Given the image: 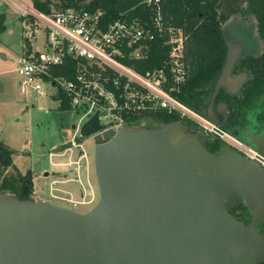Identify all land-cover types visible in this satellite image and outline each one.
<instances>
[{
  "label": "water",
  "instance_id": "1",
  "mask_svg": "<svg viewBox=\"0 0 264 264\" xmlns=\"http://www.w3.org/2000/svg\"><path fill=\"white\" fill-rule=\"evenodd\" d=\"M145 0H117L125 13ZM205 116L211 115L221 80ZM209 111H211L209 113ZM213 114V113H212ZM73 127H75L73 125ZM101 128L97 113L81 137ZM264 156V138L246 134ZM97 202L80 212L0 193V264H259L264 260V169L183 121L107 129L92 136ZM48 175V172H45ZM243 205L251 221L229 211Z\"/></svg>",
  "mask_w": 264,
  "mask_h": 264
},
{
  "label": "built area",
  "instance_id": "2",
  "mask_svg": "<svg viewBox=\"0 0 264 264\" xmlns=\"http://www.w3.org/2000/svg\"><path fill=\"white\" fill-rule=\"evenodd\" d=\"M3 1L14 8L22 28L17 69L20 92L31 90L41 97L50 86L62 94L79 115L74 133L80 135L81 125L96 113L101 128L91 138L110 128L137 125L135 120L142 121L152 113H176L195 123L199 132L258 161L264 169V156L256 148L179 99L189 72L187 36L165 20L159 0H145L151 6L148 20L117 18L110 22H105L101 10L68 8L45 13L31 0ZM152 42L158 47L168 45V52L159 65L139 69L150 56ZM57 93L51 98L56 99ZM76 134L59 154L69 151L66 164L89 170L87 154ZM73 148L75 159L71 158ZM75 179L80 181L78 176ZM55 182L49 184V193L63 198L52 193ZM86 199L70 197L71 208L91 203L93 195Z\"/></svg>",
  "mask_w": 264,
  "mask_h": 264
},
{
  "label": "rangeland",
  "instance_id": "3",
  "mask_svg": "<svg viewBox=\"0 0 264 264\" xmlns=\"http://www.w3.org/2000/svg\"><path fill=\"white\" fill-rule=\"evenodd\" d=\"M4 3L3 0H0V7L5 14L4 28L0 31V140L14 150L13 162L20 171L25 172L30 169L33 173L40 175L34 181L32 193V199L40 201L45 200L44 196L49 197V182L55 178L52 175L54 170L67 171V177H76L75 170L68 164L51 165L50 160L52 162H67L70 158L69 151L63 155L59 153L65 149L64 146H70L69 141L73 134H76L74 133L75 128L71 125L77 122L79 115L71 109H64V105L68 101L50 86L45 87V95L41 97L31 90L26 94L20 92L17 69L18 56L22 51V28L14 8ZM232 9L236 11L232 12ZM220 10L223 14L222 29H225L226 36L239 43V36H235L232 30L240 23L241 25L247 23L244 21L245 17H255L248 11L247 0H221ZM250 24L252 25L251 22ZM39 48L41 49L40 46ZM54 93H57L56 99L51 98ZM76 135V140L81 142L87 154L86 159L91 177L90 186L85 183L83 172L81 177L85 188L89 190L91 187L93 190L91 203L76 204L77 211L85 212L97 202L99 197L93 165L94 142L91 137ZM241 136L250 144L243 135ZM49 152L54 153L53 157H49ZM71 154V158L75 159V148ZM44 167L48 168V176L42 175L46 172V170L43 171ZM58 187L65 193L57 191V194L64 196L63 198L66 200L51 196L49 198L51 202L72 207V202L69 201L70 197L76 201L82 199L78 182L67 180L60 183ZM91 197L90 193H86L85 199Z\"/></svg>",
  "mask_w": 264,
  "mask_h": 264
},
{
  "label": "trees",
  "instance_id": "4",
  "mask_svg": "<svg viewBox=\"0 0 264 264\" xmlns=\"http://www.w3.org/2000/svg\"><path fill=\"white\" fill-rule=\"evenodd\" d=\"M159 1L165 20L172 26L182 29L187 36L185 59L189 66V72L178 97L184 104L205 115L208 97L223 67L226 51L222 31L221 0ZM31 2L35 8L45 13L68 8H83L90 11L101 10L105 22L117 18L148 20L151 14V6L146 1L125 13L116 11L117 0H31ZM247 2L249 13L257 18L259 31L264 36V0H247ZM231 11L236 10L232 9ZM4 21L5 14L0 7V31L4 28ZM151 48L148 60L139 69H148L159 65L161 59L168 52V45L158 47L157 42H152ZM262 75L260 90L261 93H264V61ZM247 93L245 104L250 103L255 95L249 89ZM70 108L69 103L64 105V109ZM171 121H183L196 128V124L192 121L180 118L176 113L168 112L152 113L146 119L142 121L135 120L134 123L156 127ZM238 123L242 124L243 119H239ZM224 128L229 130L226 127ZM229 131L242 138L237 129ZM220 144H223V142L217 139L216 143L207 142L205 146L209 151L215 152V148H218ZM13 154L14 150L0 140V193L14 194L24 200L32 199L34 173L30 169L25 172L20 171L13 162ZM237 207L242 210L246 209L243 205L234 206V208ZM229 212L232 214L231 211ZM259 264H264V260Z\"/></svg>",
  "mask_w": 264,
  "mask_h": 264
},
{
  "label": "flooded vegetation",
  "instance_id": "5",
  "mask_svg": "<svg viewBox=\"0 0 264 264\" xmlns=\"http://www.w3.org/2000/svg\"><path fill=\"white\" fill-rule=\"evenodd\" d=\"M245 18L244 21L248 24L241 25L240 23L232 30L235 36H239L240 41L237 40L239 43L227 37L225 29H222L226 44L224 63L229 54H231L234 61L230 72L223 77L221 80L222 84L216 91L214 111L211 115L219 125L229 130L237 129L240 136L243 135L246 138V134H251L264 138V93H261L260 90L263 79L264 36L259 31L260 27L256 17ZM220 73L208 97V110L210 97L215 90ZM248 89L252 90L255 95L250 103L245 104L244 101L248 96ZM239 119H243L242 124L238 123ZM216 141L217 139L210 143H216ZM207 142L204 141V145ZM221 145L215 148L214 153L220 150ZM230 211L234 217L238 216L239 218H236L245 224L251 221V216L246 209L242 210L233 206ZM257 229L259 232L264 233V219L258 224Z\"/></svg>",
  "mask_w": 264,
  "mask_h": 264
},
{
  "label": "crops",
  "instance_id": "6",
  "mask_svg": "<svg viewBox=\"0 0 264 264\" xmlns=\"http://www.w3.org/2000/svg\"><path fill=\"white\" fill-rule=\"evenodd\" d=\"M73 125L75 126V124H72L71 126L73 127ZM74 128V127H73ZM52 153V154H51ZM49 157L51 158V157H53V152H49ZM50 163H51V165H65V163L66 162H52L51 160H50ZM53 163V164H52ZM68 166H71L72 168H73V170H75V173H76V177L78 176L79 178H80V181H77L75 178H72V177H67V171H63V170H54L53 171V173H52V175L55 177V178H53V179H51L50 180V182H49V184L53 181V180H55L56 182H55V187H56V193H54L55 191H52V193L54 194V195H57V196H59V197H64V196H62V195H59V194H57V191L58 192H61V193H65L64 191H62L59 187H58V185L60 184V183H64V182H66L67 180H73V181H76V182H78L79 183V185H80V195H81V197H85V195H86V193H90V195H93V190H92V188L90 187V189L89 190H87L86 188H85V186H84V182H83V180H82V177H81V173L83 172V174H84V177H85V183H87L89 186H90V180H91V177L89 176V170L87 169H83V168H76L74 165H69L68 164ZM47 167H44L43 168V171L44 170H46L47 171ZM48 172V171H47ZM43 176H46L45 175V172L42 174ZM48 175H49V172H48ZM47 175V176H48ZM40 175L38 174V173H35L34 172V181L39 177ZM87 190V191H86ZM49 197H47V196H44V198H43V195H42V198L43 199H45V200H50L49 198L51 197V195H50V193H49V195H48ZM72 198V197H71ZM74 200V199H73ZM51 201V200H50Z\"/></svg>",
  "mask_w": 264,
  "mask_h": 264
}]
</instances>
